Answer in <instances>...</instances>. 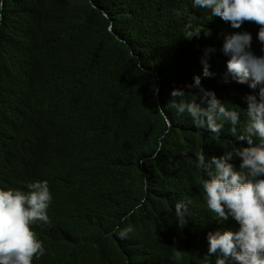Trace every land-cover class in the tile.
Here are the masks:
<instances>
[{
    "label": "trees",
    "instance_id": "1",
    "mask_svg": "<svg viewBox=\"0 0 264 264\" xmlns=\"http://www.w3.org/2000/svg\"><path fill=\"white\" fill-rule=\"evenodd\" d=\"M220 22L192 0H0V172L21 158L48 182L54 214L39 232L44 264L173 260L158 216L178 201H191V211L202 196L204 173L188 159L240 143L230 125L227 136H216L167 107L177 88L189 92L185 100H198L199 87L188 85L200 49L217 47L210 82L223 84L224 38L236 28L227 33ZM189 31L200 33L188 39ZM230 85L229 78L215 89L226 105ZM33 178L34 170L23 182ZM0 187L18 189L20 181L0 173ZM117 226L131 227L127 238L151 236L158 255L145 249L128 260ZM176 247L181 262L201 264L195 241ZM125 248L139 254L132 242Z\"/></svg>",
    "mask_w": 264,
    "mask_h": 264
},
{
    "label": "clouds",
    "instance_id": "2",
    "mask_svg": "<svg viewBox=\"0 0 264 264\" xmlns=\"http://www.w3.org/2000/svg\"><path fill=\"white\" fill-rule=\"evenodd\" d=\"M192 6L221 18L227 33L236 28L224 38L222 51L229 59L219 70L223 84L229 78L232 81L224 90L229 104L215 93L223 84L210 82L216 76L210 53L217 50L210 46L194 56L199 67L192 73L194 85L188 87H199L198 100H185L189 92L177 88L170 93L173 99L167 107L187 114L195 127L216 136H227L222 131L230 125L231 134L240 143L219 156L207 158L196 153L195 161L188 159L204 173L200 183L203 194L191 211V201H178L159 214V220L167 225L159 224L158 228L168 233L167 247L173 252V260L159 264H188L180 261L176 247L184 238L201 247V264H264V0H192ZM200 31L195 35L189 31L185 37L191 39ZM205 34L211 35L210 30ZM242 117L246 122L241 126ZM32 170L34 178L23 182ZM0 173L20 181L18 189L0 187V264H44L45 248L39 232L50 225L54 214L48 182L41 180L33 163L21 158L11 159ZM223 221L229 222V228ZM131 231L130 226L114 229L118 238L125 239L123 252L128 260L138 258L145 249L158 255L160 247L151 236L141 233L127 238ZM125 242L134 243L139 254L126 249Z\"/></svg>",
    "mask_w": 264,
    "mask_h": 264
}]
</instances>
